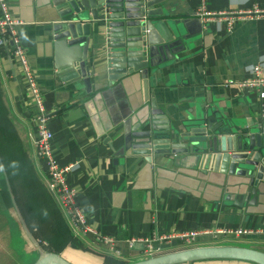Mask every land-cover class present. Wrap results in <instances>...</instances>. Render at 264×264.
<instances>
[{
	"label": "crops",
	"instance_id": "0c3cea01",
	"mask_svg": "<svg viewBox=\"0 0 264 264\" xmlns=\"http://www.w3.org/2000/svg\"><path fill=\"white\" fill-rule=\"evenodd\" d=\"M6 1L10 13L22 21L18 34L49 116L51 146L60 164L72 165L66 177L86 221L96 235L114 239L116 252L92 242L93 236L74 234L47 188L45 173L27 160L23 164L32 170L22 171L15 178L25 179L21 192L29 198L30 214L24 211L23 219L19 218L20 225L14 229L16 242H7L2 262L25 264L32 257L30 263H34L38 241L32 240V248L23 235H33L31 226L45 227L43 238L51 252L73 264L136 261L143 248L140 243L130 247L129 240L190 230L200 231L192 246L173 236L163 250L167 253L243 241L264 251V181H258L256 199L250 203L251 193L245 197L233 193L227 176L205 168L202 160L197 163L194 153L176 161H166L159 154L150 166L144 156L126 145L127 134L134 132L148 113L151 97L176 133L196 127L206 114L214 116L213 123L219 124L218 130H225V136L264 131V99L259 98V89L224 84L251 77L255 65L264 76V15L248 16L228 29L223 19L196 16L201 0H166L155 6L162 13L151 20L165 24L176 20V33L166 25L172 37L168 40L161 29L156 31L158 43L148 56L146 77L137 72L110 81L103 44L90 40L84 52L81 48L78 51V57L86 55L87 89L81 77L68 79L73 72L61 74L63 69H58L71 57L66 48L58 53L52 44L50 26L58 20L60 7L53 0ZM204 3L210 12H241L252 5L264 9V0ZM0 82L6 85L3 98L18 116L22 112L28 117L29 129L36 136V110L30 92L19 63L5 46H0ZM206 137L209 140L212 134ZM207 141L195 148L206 149ZM3 171L0 163V178ZM223 228L253 232L242 238L215 232ZM4 246V240L0 241V248ZM182 264L256 263L215 259Z\"/></svg>",
	"mask_w": 264,
	"mask_h": 264
},
{
	"label": "water",
	"instance_id": "95a60500",
	"mask_svg": "<svg viewBox=\"0 0 264 264\" xmlns=\"http://www.w3.org/2000/svg\"><path fill=\"white\" fill-rule=\"evenodd\" d=\"M165 1L53 0L60 7L58 20L50 26L53 47L58 53L66 51L65 48L71 53L68 64L58 66L59 70L63 69L61 74L73 72L68 79L81 77L80 82L85 83L88 89L86 55L78 57V51L81 48L84 52L89 41L96 40L103 44V61L110 81L126 75L133 76L137 72L146 77L150 64L148 56L158 43L156 31L161 29L168 40L172 37L166 25L176 33V20L168 24L151 20V17L161 15L160 8L155 6ZM144 92L148 94L145 83ZM213 119L214 116L206 114L196 127L176 133L171 131L170 122L151 97L148 113L136 131L127 134L126 145L134 150L133 153L144 156L150 166L149 162H153L159 154L166 161H176L194 153L197 163L202 160L205 168L222 173L224 178L227 176L226 183L233 193L244 197L251 193L252 203L256 199L258 181H264V131L225 136V130H218L219 124L213 123ZM207 133L212 134L209 140ZM202 141H207V148H195ZM215 259L264 264V251L236 245L201 246L127 264H182ZM33 264L73 263L58 253L40 251Z\"/></svg>",
	"mask_w": 264,
	"mask_h": 264
},
{
	"label": "built area",
	"instance_id": "2783aa9c",
	"mask_svg": "<svg viewBox=\"0 0 264 264\" xmlns=\"http://www.w3.org/2000/svg\"><path fill=\"white\" fill-rule=\"evenodd\" d=\"M196 16L207 20L214 17L223 19L228 29L234 23L245 19L248 16L264 15V9L257 5H252L247 11L238 12H210L206 10L204 0H201L200 6L196 11ZM22 25V21L14 17L8 8L6 0H0V46H5L9 54L16 59L21 68L27 88L30 92L31 101L35 107V132L36 136H32V142L36 150V154L41 161V166L45 172V182L47 188L56 198L60 209L66 216L69 226L74 234L83 238L93 236L95 243H101L110 252H116L114 239L110 236H98L95 234L93 228L88 224L84 213L77 203V196L73 186L68 183L67 173L72 165H62L59 163L56 154L51 146L53 133L49 127V116L44 106L42 93L38 88L36 79L27 63L24 47L21 43L18 27ZM225 86L236 84L241 88L259 89V98L264 99V76L261 73L259 65H255L252 69V76L239 81H226ZM215 232L232 234L237 238L246 237L252 234V229L246 228H223ZM259 232V231H255ZM200 233L197 230L185 231L175 235H161L155 238L141 237L129 240V246L134 244H141L143 253L140 259L154 257L166 253L163 250V245L173 237H179L186 245H193L195 237ZM139 260V259H138Z\"/></svg>",
	"mask_w": 264,
	"mask_h": 264
},
{
	"label": "rangeland",
	"instance_id": "374dc122",
	"mask_svg": "<svg viewBox=\"0 0 264 264\" xmlns=\"http://www.w3.org/2000/svg\"><path fill=\"white\" fill-rule=\"evenodd\" d=\"M3 89H6V85L0 82V163L4 168L2 178H0V241L4 240L5 244L4 248H0V264H6L1 261V256L3 251L6 253L5 250H8L7 242L12 240L16 242L14 229L20 225L19 218L23 219L24 211L27 216L30 214L27 204L29 198L26 195H22L21 192L26 187L23 184L25 179L15 178V175H19L22 171L28 172L30 169L32 170V166L28 167V164H23V161L27 160L35 164L40 172L45 173L42 166L39 165V158L32 142V132L29 129L31 126H29L28 117L23 115L22 112L18 116V113L16 114L12 110L13 107L9 100L5 99V97L3 98ZM15 187H19L20 190ZM32 203L35 204L34 201ZM19 205L22 206L19 207ZM63 217L66 218L65 215ZM30 229L34 232V236L30 232L28 234L23 233L27 245L30 243L33 248L32 240L35 238L38 241L36 243V254H39L40 251L51 252V247L43 238L47 231L46 228L43 226L33 228L31 226ZM234 244L252 247L243 241H236ZM32 260L31 257L30 261L32 262ZM30 261L28 260L25 264H32ZM127 263L130 262L126 261L119 264Z\"/></svg>",
	"mask_w": 264,
	"mask_h": 264
}]
</instances>
